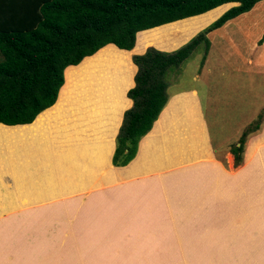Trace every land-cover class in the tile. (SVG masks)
I'll use <instances>...</instances> for the list:
<instances>
[{
    "label": "crops",
    "instance_id": "0c3cea01",
    "mask_svg": "<svg viewBox=\"0 0 264 264\" xmlns=\"http://www.w3.org/2000/svg\"><path fill=\"white\" fill-rule=\"evenodd\" d=\"M250 11L242 13V17L245 14L248 16ZM224 12H221L218 17ZM237 17L227 21L223 25L226 26L224 29L229 30ZM245 26L249 28L253 24L249 23ZM262 36L263 32L255 36L250 47L245 49L250 51L246 55L243 53L245 64L252 67L264 66ZM110 44L116 45L114 43L107 45ZM136 48L137 43L134 49L128 51L137 54ZM253 52H256L255 57ZM94 56L86 58L79 65H70L65 69V82L60 89L58 102L48 107L47 109L52 108L47 112L42 111L46 118H43L40 123L38 120L41 116L33 123L27 124L7 125L0 122L2 130L0 132V264H72V257L62 262L56 261L53 255V258L48 256V249L38 247L36 241H29L33 237L32 233L35 232L33 226L39 219L36 216L41 212H39L40 206L25 207V200H37L40 203L41 199H55L56 195L52 192L50 185L53 182L49 177L48 181H44L48 183V187H43L45 190L42 196L39 193L40 185L28 192L25 190V185L26 182L35 184L47 178L41 177L40 166L35 165L36 153H40V160L48 161L49 155L56 147H66L67 140L88 143L93 137L101 150L107 147L114 155L122 119L124 120L126 110L133 106V100L128 96V91L136 84L135 75L138 66L133 61L131 53L135 73L131 86L124 89L127 99L124 103H120V109H117L116 96L120 94L119 88L114 87L117 84L110 81L109 86L114 90L102 93L94 87L93 75L89 71L98 63V60L93 59ZM208 59H206L207 63ZM85 68L88 72L84 71ZM84 80L88 81L87 87L94 88L93 96L87 95L85 91L84 94L81 93L80 85L85 84ZM77 86L80 88L77 89ZM108 88L106 86V89ZM181 93L186 96L194 95L199 109L204 110L196 88ZM128 99L130 105L126 108ZM54 108H57V112H52ZM92 108L98 112L93 116L88 113ZM119 112L120 115L122 113L121 116ZM20 125H22V131L19 135L12 129ZM163 136L164 133H159L149 134L144 140L143 137L141 138L140 145L144 149L138 156V163L134 168H130V177L141 174L139 172L137 174L139 170L149 173L154 168L164 166L165 169L174 165V161L171 165L161 162L163 152H158L159 146L155 149V146L160 144L163 146L161 150L164 151ZM154 138H157L156 144L153 143ZM263 147L264 145L259 149ZM45 149L48 151L47 155ZM255 151H257L256 148ZM70 152L62 151V156H69ZM173 156L175 161H179L177 164L186 168L187 159H178L177 154ZM165 157L164 154V159ZM253 158L245 161L244 166L241 164L235 169L232 162L229 163L230 168L224 166V171L222 166H217L224 175L207 174V170L196 172L195 169H191L190 174L185 176L169 173L164 175V192L154 191L150 194L149 192H132L128 196L118 198L120 206L116 207L118 203L116 201V208L112 211L113 219H111L112 248L116 254L112 255L105 250V242L109 245L111 241L105 240L99 245L104 248V255H99V260L102 259L104 264H264V158ZM62 162L63 160L59 163ZM210 162L212 160L206 161V163ZM197 165L187 164L192 168ZM32 171L37 173L31 175ZM48 175L58 178L59 183L60 179H63L65 181L63 187L66 189L87 180L85 177L80 181L71 180L68 183L62 172L57 173V176L55 171ZM126 187L132 191L135 189L131 186ZM51 209L48 208V210ZM68 209L65 214L69 212L70 216V208ZM21 215L30 216L33 221L32 226ZM120 222L124 225L123 227ZM98 224L99 231L104 230L101 226L104 227L105 224L101 222ZM117 241L120 243L118 252ZM99 251L101 253V250ZM78 262L79 259L75 258L74 264Z\"/></svg>",
    "mask_w": 264,
    "mask_h": 264
},
{
    "label": "rangeland",
    "instance_id": "374dc122",
    "mask_svg": "<svg viewBox=\"0 0 264 264\" xmlns=\"http://www.w3.org/2000/svg\"><path fill=\"white\" fill-rule=\"evenodd\" d=\"M235 4L237 3L233 2L227 5L224 11ZM208 17L194 18L191 20L192 26H199L202 22H206ZM214 20L208 22L181 45L168 51H173L188 43ZM249 23L253 26L245 28V24ZM179 26H184V24L180 23ZM174 27L168 29L167 32L173 33ZM224 27L226 26L213 29L207 33L212 43L207 55L208 63L205 61L202 64L205 50V44L202 43L193 55L184 62L181 69L173 68L167 75L170 82L168 94L171 100H169L170 103L168 101L169 104L167 103L162 114L160 113L161 116L159 115L162 128L160 134L164 133L162 139L164 140V151L161 150L163 146L160 144H157L155 149L159 146L158 152H163L160 158L161 162L171 165L174 161V165L165 169L164 166L154 168L149 173L139 170L137 174L138 172L141 174L130 177L129 171L138 163V156L144 149L140 145L142 141L139 142L136 156L125 166H115L111 162L113 152H110L107 147L105 150H101L93 137L88 143L80 142V140H73L72 142L67 140L66 147H56L49 155L50 160L48 161L40 160V153H36L35 165L40 166L41 177L47 178L35 184L26 182L25 190L26 192L32 191L34 187L40 185L41 192L39 193L41 196L44 195L45 188L43 187H48V183L44 181H48L49 177L50 181L53 182L50 185L56 198L41 199L40 203L37 200H25V207L40 206L39 212H41L36 216L39 219L33 226L35 232L32 233L33 237L29 239L30 242H38V247L48 249V256L52 258L54 256V260L59 262L72 257V264H74L75 258L79 259L78 264H104L102 259L99 260V255H104V248L112 255L115 253L111 240L113 233L111 219H113V208L120 206L118 198L128 196L132 192H149V194L154 193V191L164 192V175L169 173L185 176V174H190L191 169H195L196 172L207 170V174L224 175V172L222 173L217 166H222L224 171V166L230 168L229 163L231 162L234 164L233 169H235L239 168L241 164L244 166L247 160L253 157V159L264 158V147L259 149L264 145V113H262L264 112V66L255 65L252 67L243 61L245 60L244 54L250 52L245 49L250 47L253 38L262 32L264 36V30H261L264 29V0H260L248 16L247 14L243 17L242 14L238 15L229 30L224 29ZM165 32L166 30H164ZM158 34L157 31H152L151 34L140 33L137 53H144L147 50V48L144 49L146 46L154 44ZM174 34L180 35L178 32H174ZM263 36L262 38H264ZM131 53L134 55L133 52L121 49L116 45H107L97 53V56L93 57L94 60H98V63L89 69L93 75L94 87L101 91L100 93L114 90L109 86L110 81L117 84L114 86L115 89L119 88L120 90V94L116 96V103L114 102L117 109H120V103L126 101L124 89L131 86L135 73L131 62ZM253 53L255 57L256 52ZM102 61L104 62L102 63ZM84 71L88 72L87 68ZM84 82L85 84L80 85L81 93L84 94L85 91L87 95L93 96L95 94L94 88L87 87L88 81L84 80ZM80 86L76 88L79 89ZM106 86L109 88L106 89ZM194 88L197 89L202 101L203 111L199 109L194 95L188 94L186 96L181 93ZM56 110L57 108H54L52 112H57ZM88 113L93 116L98 112L92 108L91 112ZM40 116L38 123L46 118L43 113ZM156 123L157 120L148 135L154 130ZM17 127L12 130L20 135L22 125ZM250 128H256V130L247 133L243 161L237 164L231 152V146L234 142L239 141L245 130ZM148 135H144L142 139L144 140ZM154 139L153 143L156 144L157 138ZM66 150L71 151L70 155L63 157L62 151ZM45 152L47 155V149ZM32 154L35 157L34 153ZM164 154L166 155L165 159ZM173 154H177L178 159L188 160L186 168L177 164L179 161L174 160ZM62 160L63 162L59 163ZM207 160H212L213 163H206ZM200 162L201 164H199ZM187 164L198 165L192 168ZM52 170L56 172V176L57 173H64L68 183L71 180L80 181L85 177L87 180L66 189L63 187L65 186L63 179H60L59 183L58 178L55 179L54 176L48 175L54 172ZM36 173L37 171H32L31 175ZM27 175L26 172V177ZM125 181L130 182L123 183ZM86 182L87 184H84ZM126 186L135 189L132 191ZM116 201L118 203L115 207ZM68 207L71 212L70 216L69 212L67 215L65 214V211L69 210ZM48 208L52 209L48 210ZM21 217H24L23 219L32 226L33 221H31L30 216L21 215ZM21 217L19 218L21 219ZM99 222L105 224L104 227L101 226V229L104 230L99 231ZM120 225L121 227L124 226L121 222ZM118 229L117 226V231ZM105 240H111L109 245L105 242L104 248L99 247ZM119 245L120 243L117 241V252L120 250Z\"/></svg>",
    "mask_w": 264,
    "mask_h": 264
},
{
    "label": "trees",
    "instance_id": "16d2710c",
    "mask_svg": "<svg viewBox=\"0 0 264 264\" xmlns=\"http://www.w3.org/2000/svg\"><path fill=\"white\" fill-rule=\"evenodd\" d=\"M259 1L0 0V122L33 123L57 101L68 66L81 64L108 43L132 50L140 33L157 31L156 42L133 55L138 66L136 84L128 91L133 106L124 114L113 155L115 166H125L169 101V72L181 69L202 43L204 64L211 47L207 33L250 11ZM233 2L237 4L218 17ZM205 16H209L206 22L192 26L191 20ZM212 20L188 43L168 51ZM171 27L180 35L167 32ZM129 105L128 99L126 108ZM256 128L245 130L232 144L237 164L243 161L247 133ZM160 132L159 118L150 134Z\"/></svg>",
    "mask_w": 264,
    "mask_h": 264
}]
</instances>
